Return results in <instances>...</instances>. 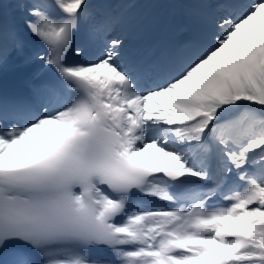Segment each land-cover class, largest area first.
I'll list each match as a JSON object with an SVG mask.
<instances>
[{"label": "snow or ice", "instance_id": "6c2138e0", "mask_svg": "<svg viewBox=\"0 0 264 264\" xmlns=\"http://www.w3.org/2000/svg\"><path fill=\"white\" fill-rule=\"evenodd\" d=\"M21 2L58 83L0 103V264H264V0H207L204 43L136 76L107 23L68 62L87 0Z\"/></svg>", "mask_w": 264, "mask_h": 264}, {"label": "bare ground", "instance_id": "6f19581e", "mask_svg": "<svg viewBox=\"0 0 264 264\" xmlns=\"http://www.w3.org/2000/svg\"><path fill=\"white\" fill-rule=\"evenodd\" d=\"M199 46H201V45L199 44V45H197L196 47H199Z\"/></svg>", "mask_w": 264, "mask_h": 264}]
</instances>
